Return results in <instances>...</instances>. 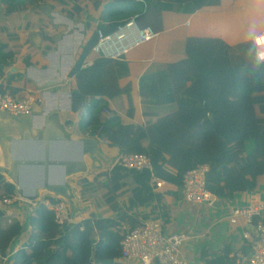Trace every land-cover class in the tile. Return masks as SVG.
Here are the masks:
<instances>
[{
    "label": "trees",
    "instance_id": "1",
    "mask_svg": "<svg viewBox=\"0 0 264 264\" xmlns=\"http://www.w3.org/2000/svg\"><path fill=\"white\" fill-rule=\"evenodd\" d=\"M29 1L2 0L6 16L23 14ZM235 0H212L206 8ZM67 7L71 20H93L99 24L82 49L69 73L76 81L71 94L72 111L87 107L84 125L120 155L145 154L151 158L156 177L173 184L182 194L185 173L207 166V190L215 197L230 199L237 193L254 190L257 176L264 174V62L257 58L252 41L229 46L223 41L204 42L174 37L162 31V13L182 6L147 0H45ZM52 5V4H49ZM53 7V5L51 6ZM181 9L190 13L191 5ZM135 14L141 28L152 27L158 37L132 49L119 60L97 55V31L113 33ZM46 22L25 21L23 31H45ZM89 30V24L84 25ZM17 28L0 25V77L8 62L20 59L25 68L38 64L39 52L29 39L22 41ZM56 35L45 34L43 46L52 50ZM90 64V65H89ZM42 67L43 64H42ZM0 91L22 97L20 88L0 85ZM109 99L115 109L103 101ZM140 105L173 106L164 114L142 113ZM253 148L245 155V145ZM106 177L105 182L99 181ZM81 197L95 209L106 207L112 216L92 214L76 223L58 225L54 213L44 205L31 212L34 233L30 252L16 254L14 264H124L121 242L141 220L129 213L132 207L156 205L145 220H161L163 230L171 221V209L164 194L155 193L148 172L128 171L119 166L80 182ZM167 194H171L168 193ZM17 195L16 187L0 174V200ZM176 196V194H171ZM127 201V202H126ZM59 201L49 200L50 204ZM129 207V208H128ZM131 208V209H130ZM22 227L0 210V264ZM221 264H236L226 252Z\"/></svg>",
    "mask_w": 264,
    "mask_h": 264
},
{
    "label": "crops",
    "instance_id": "2",
    "mask_svg": "<svg viewBox=\"0 0 264 264\" xmlns=\"http://www.w3.org/2000/svg\"><path fill=\"white\" fill-rule=\"evenodd\" d=\"M161 1L172 6L187 4L194 8V11L190 13L183 11L182 6L177 10L162 13V32L169 36L204 42L218 40L229 46H235L245 41L253 42L257 35L264 32V0H235L231 9L219 8L223 5L227 7V4L220 2L219 5L217 1L212 8H206L212 0ZM98 18L95 20V29L100 22ZM60 40L54 42L55 48L52 49L54 52L44 47L47 56L35 46L40 55L38 64L35 63L25 68L21 60L16 59L3 67L4 74L0 79L4 85L9 84L14 88H20L24 93L26 90H32L38 101L33 114L28 117H13L0 112V174L12 183L8 178L12 161L16 158H44L47 141L51 147L50 157L59 160H73L79 157L81 151L79 142L83 138L97 140L98 148L94 155L84 156L85 170L83 172L65 178V185L70 193L67 198L43 189L42 171L24 170L21 175L24 195L20 196L17 193L18 187L14 184L16 196L19 199L12 207L4 210L5 217L16 219L22 231L11 243L3 258V264H14L16 254L30 252L29 242L34 233L30 214L36 206L44 205L50 209L49 200H62L67 203L68 207L70 206L71 223L79 222L92 214L102 213L105 217L113 215L111 211L106 210V207L95 209L81 197L80 182L84 179L93 180L97 175L109 172L120 153L117 147H108L106 143L92 134L89 126L84 125V121L89 118V114L96 111L95 109L89 111L87 107H84L76 113L72 111L71 94L76 88V81L69 77L70 70L67 69L66 59H63L67 58L70 53L71 41L65 42L61 47ZM58 49H60V59L58 64L54 65L51 56H55V51ZM75 58L76 55H74V61ZM42 64L44 67L47 65V68L44 69ZM33 72L41 74L34 76ZM63 72H68L66 77H62ZM51 81H55L54 86H44ZM42 86L45 88L40 89ZM136 100L139 108L138 125L142 124V113L164 114L174 108L173 106L140 105L139 100ZM106 104L110 109H115L109 99L104 100L101 106ZM58 135L63 136V142L52 139ZM252 150L251 144L247 142L245 155H249ZM61 179V169H52L49 176L50 183H58ZM105 180L104 176L99 179L101 182ZM36 190L39 191V197L34 202L29 201L28 197ZM167 192L175 193L176 196L167 194ZM155 193L164 194V200L171 209V221L165 227L164 232L166 234L185 233L191 238L181 249V256L188 264H221L217 259L223 257L226 252L230 258L238 251L249 252V244L244 239L243 233L245 231L252 233V230L248 227L231 225L229 216L233 209L254 203H264V174L257 176V186L254 190L237 193L230 199L215 197L211 205L186 203L178 188L170 183L166 188L155 191ZM155 207V204L132 207L129 213L144 222L147 220L143 218L150 217ZM122 263L140 264L136 261Z\"/></svg>",
    "mask_w": 264,
    "mask_h": 264
},
{
    "label": "built area",
    "instance_id": "3",
    "mask_svg": "<svg viewBox=\"0 0 264 264\" xmlns=\"http://www.w3.org/2000/svg\"><path fill=\"white\" fill-rule=\"evenodd\" d=\"M143 7H148L147 0H136ZM140 14H135L129 21L117 27L110 34L97 31L98 41L93 51L102 58L119 60L132 49L158 37L152 27L141 28L138 25ZM264 40V32L254 38L257 58L264 52L260 41ZM261 62V61H260ZM90 65V64H89ZM3 82L0 79V85ZM37 97L32 90H26L22 97L12 96L0 91V112L13 117H28L34 112ZM119 166L128 171L148 172L151 174V184L154 191L166 188L169 183L156 177L153 163L145 154L119 155L113 167ZM207 166H198L188 171L182 180V197L189 204H212L215 196L207 190ZM18 197L0 200V210L12 207ZM54 221L61 226L71 223L70 210L65 201L51 204ZM229 223L247 228L253 226L255 232L245 231L243 237L248 241L249 252H235L231 257L236 264H264V203H254L242 208L233 209ZM185 233L166 234L161 220H147L130 230L121 242V261L140 264H188L181 256L182 247L190 240Z\"/></svg>",
    "mask_w": 264,
    "mask_h": 264
},
{
    "label": "rangeland",
    "instance_id": "4",
    "mask_svg": "<svg viewBox=\"0 0 264 264\" xmlns=\"http://www.w3.org/2000/svg\"><path fill=\"white\" fill-rule=\"evenodd\" d=\"M28 4H29V9L23 14L6 16L4 13L6 4H4L2 0H0V25L5 26L7 28H17V30L21 34L20 35L21 38L23 40L25 38L29 39L31 43L34 46H36L41 53L46 51L44 46L41 45L45 34H55L56 35L55 41H57L58 39H61L60 46L62 47V45L65 42L69 41L70 35L72 36L76 32H79V33L84 34V37L81 40L80 46L77 47V53H78L82 49L84 43L89 39L92 32L94 31L95 20L96 18H98V14H99V12L96 13L93 20H90L89 21L90 23H88V21L86 20L81 21L79 17L75 18L74 20H71L67 16L68 13L67 11H64V10H69L71 4L67 7V9L64 8L65 6L59 5L58 3H49L53 5V7H51L52 5H49L48 3H46L45 0H33V1H29ZM27 20H30L34 23L46 22L48 23V26L45 28V31L37 30V31L29 33L27 31H23L22 29V26ZM85 24H89L91 28L89 30L85 29L84 27ZM73 42H76V40L74 39ZM53 46H54L53 47V50H54L55 44ZM53 50L50 52H54ZM44 55H45V52H44ZM59 56H60V52H58V54H55V56L53 55V57L51 56V60L54 65L58 64L59 59H60ZM63 59H66V58H63ZM66 63H67V60H66ZM46 68H47V65L44 67V69ZM40 74H41L40 72L32 73V75L34 76H40Z\"/></svg>",
    "mask_w": 264,
    "mask_h": 264
},
{
    "label": "water",
    "instance_id": "5",
    "mask_svg": "<svg viewBox=\"0 0 264 264\" xmlns=\"http://www.w3.org/2000/svg\"><path fill=\"white\" fill-rule=\"evenodd\" d=\"M84 37V34L76 32L74 35H70L69 40L71 41V49L70 53L67 56V69L70 71L74 67V55L77 54V47L80 46L81 40ZM76 42H73V40ZM73 42V43H72ZM60 49L55 51V54H58ZM64 73V72H63ZM68 72L62 74L64 77ZM70 73V72H69ZM55 85V81H51L44 86L51 87ZM46 87V88H47ZM45 87H41L40 89H44ZM53 140L63 142V136H55L52 137ZM52 140V141H53ZM80 144V155L76 159L73 160H62V159H52L49 155V151L51 149L49 141L46 142L45 146V157L44 158H37V159H14L12 161L11 171L8 173V178L18 187L17 193L20 196H23V188L21 187V175L24 170H35L38 169L39 171L43 172L44 176V187L43 189L52 192L56 195H59L63 198L69 197V189L65 185V178L83 172L85 170V162L84 156L87 155H94L98 148V142L95 139L90 138H83L79 142ZM54 168H59L62 171V179L58 183H50L49 176ZM39 197V191L36 190L33 195L28 197V200L34 202ZM252 230V233L255 232L253 226H248Z\"/></svg>",
    "mask_w": 264,
    "mask_h": 264
},
{
    "label": "clouds",
    "instance_id": "6",
    "mask_svg": "<svg viewBox=\"0 0 264 264\" xmlns=\"http://www.w3.org/2000/svg\"><path fill=\"white\" fill-rule=\"evenodd\" d=\"M260 45L264 46V40L260 41ZM258 60L261 62H264V52H261L260 55L258 56Z\"/></svg>",
    "mask_w": 264,
    "mask_h": 264
},
{
    "label": "bare ground",
    "instance_id": "7",
    "mask_svg": "<svg viewBox=\"0 0 264 264\" xmlns=\"http://www.w3.org/2000/svg\"><path fill=\"white\" fill-rule=\"evenodd\" d=\"M74 41V40H73Z\"/></svg>",
    "mask_w": 264,
    "mask_h": 264
}]
</instances>
